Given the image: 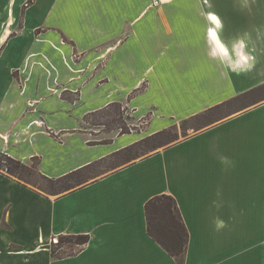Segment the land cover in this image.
<instances>
[{
  "label": "crops",
  "instance_id": "0c3cea01",
  "mask_svg": "<svg viewBox=\"0 0 264 264\" xmlns=\"http://www.w3.org/2000/svg\"><path fill=\"white\" fill-rule=\"evenodd\" d=\"M212 13L229 50L245 39L252 71L208 56ZM263 84L264 0H0V150L48 178L91 174L53 195L0 172V264H179L148 233L160 194L188 227L184 264H264V98L102 170ZM114 103L149 119L94 142L88 116ZM63 235L89 241L54 256Z\"/></svg>",
  "mask_w": 264,
  "mask_h": 264
},
{
  "label": "trees",
  "instance_id": "16d2710c",
  "mask_svg": "<svg viewBox=\"0 0 264 264\" xmlns=\"http://www.w3.org/2000/svg\"><path fill=\"white\" fill-rule=\"evenodd\" d=\"M264 87V84L257 89L249 91L247 95H251L253 91H257L258 89ZM236 99V98H235ZM235 99L231 100L234 101ZM242 99V98H241ZM240 99V100H241ZM229 101V104L232 103ZM117 105L121 106L120 104L114 103L110 106ZM223 109V108H221ZM214 113V112H213ZM212 113V114H213ZM211 115V114H210ZM209 115V116H210ZM207 118L206 115H200L196 117L199 118ZM165 130L157 133L161 134ZM156 134V135H157ZM155 136V135H154ZM126 149V151H128ZM37 160V162H35ZM38 159L33 158L32 164L26 163L19 159H14L6 152L0 150V169H4L5 173L9 174L12 177L18 178L28 184H33L31 177L34 173L40 175V177L45 180L47 183L46 187H38L41 190H45L46 193L49 194H59L65 193L69 190H72L76 187L77 183L81 184L78 180L79 173L82 174L83 172L75 171L71 172L65 176H61L58 178H48L44 174L38 172ZM77 181V182H76ZM37 187V186H36ZM146 215L148 220V233L149 235L155 239L160 245L167 251L170 255L176 258L179 264H184L186 259V250L187 245L189 243V233L187 230V226L183 220V217L180 213L179 206L175 198L171 195L160 194L152 199L147 201L146 204ZM68 239L73 243H77L78 245H83L89 241L88 235H63L60 236L59 241L53 244L52 247V254L57 256V249H61L64 242H67Z\"/></svg>",
  "mask_w": 264,
  "mask_h": 264
},
{
  "label": "rangeland",
  "instance_id": "374dc122",
  "mask_svg": "<svg viewBox=\"0 0 264 264\" xmlns=\"http://www.w3.org/2000/svg\"><path fill=\"white\" fill-rule=\"evenodd\" d=\"M66 95V94H65ZM70 98L75 97L74 94H68ZM264 98V87L258 89L257 91H253L251 95H247L244 98H242L240 101L232 102L229 104L230 107H227L226 109H220L219 111L214 112L207 118H199L195 120L190 121H184L177 126H173L169 130H165L161 134H157L155 136H148L144 140L140 141L136 145H132L128 151H121L120 153H117L116 158L112 160V164L108 162L106 164V169L102 170H108L113 165H119L121 163H125L131 157H139L144 154L152 153L153 151H156L160 149L161 147L170 144L174 142L178 138L186 137L190 135L191 133L195 132L199 127L206 124L208 121L213 119L217 115H224L228 109V112L236 107H242L243 105H247L253 100ZM149 119V113H147L141 121L143 123H140L141 121L138 119V117L127 107L122 106H109L106 109L101 110L100 112H96L88 116V123L86 124L89 131L92 133V139L93 141H105L109 139V137H112L115 134L118 133H126L130 131H140L144 127V123L147 122ZM37 162V160L35 161ZM32 164V161L30 162ZM5 171L4 169H0V172ZM90 171L87 173H82L77 176H79L78 180L82 183L85 181L88 177H90ZM32 183L35 184L37 187H46L47 189V183L45 180H43L39 174L34 173L31 177ZM77 182V181H76ZM74 184H78L74 183ZM68 239L67 242L63 243V246H66V253H72L76 251V249L79 248L77 243H73ZM57 253L61 254L62 252L60 249H57ZM64 253V252H63Z\"/></svg>",
  "mask_w": 264,
  "mask_h": 264
},
{
  "label": "clouds",
  "instance_id": "9594fccd",
  "mask_svg": "<svg viewBox=\"0 0 264 264\" xmlns=\"http://www.w3.org/2000/svg\"><path fill=\"white\" fill-rule=\"evenodd\" d=\"M215 25L209 29V39L212 47L208 52V56L218 60L222 65L230 71L237 74L247 73L254 69L256 58L250 55L247 51V44L244 38H237L231 45V50L220 40L219 30L223 28V23L219 16L212 13L208 17ZM216 227L220 229L224 227V221L217 219Z\"/></svg>",
  "mask_w": 264,
  "mask_h": 264
},
{
  "label": "built area",
  "instance_id": "2783aa9c",
  "mask_svg": "<svg viewBox=\"0 0 264 264\" xmlns=\"http://www.w3.org/2000/svg\"><path fill=\"white\" fill-rule=\"evenodd\" d=\"M55 240L57 241V239H55ZM56 241H55V242H56Z\"/></svg>",
  "mask_w": 264,
  "mask_h": 264
}]
</instances>
